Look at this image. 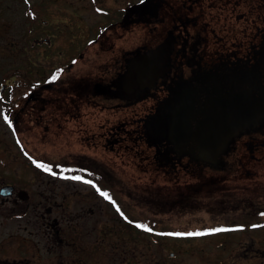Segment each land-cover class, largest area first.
Here are the masks:
<instances>
[{"label":"flooded vegetation","instance_id":"1","mask_svg":"<svg viewBox=\"0 0 264 264\" xmlns=\"http://www.w3.org/2000/svg\"><path fill=\"white\" fill-rule=\"evenodd\" d=\"M89 2L91 21L39 19L40 9L34 19L25 14L20 83L5 78L0 86L3 119L38 129L21 150L47 177L30 186L0 184L11 186L0 203L21 205L15 218L25 222L22 243L0 238V264H59L58 245L78 247L79 220L103 207L112 227L98 231L92 247L106 248L111 236L158 233L164 221L153 212L133 217L106 170L121 167L139 142L168 175L230 167L250 176L249 168L264 164V0ZM162 122L169 126L161 131ZM206 135L210 144L201 141ZM80 184L86 196L76 195ZM245 203L230 219L249 221L231 231L264 227V196ZM7 212L0 216L12 218ZM42 234L51 243L37 240Z\"/></svg>","mask_w":264,"mask_h":264},{"label":"rangeland","instance_id":"2","mask_svg":"<svg viewBox=\"0 0 264 264\" xmlns=\"http://www.w3.org/2000/svg\"><path fill=\"white\" fill-rule=\"evenodd\" d=\"M123 1L105 0V3L118 7ZM89 4V0H0V86L6 83L5 78L15 80L14 84L20 83L22 34L23 28L28 25L25 14H35L36 9H40L43 13L39 19L67 20L68 15L72 14L74 20H79L80 16L91 21L95 18ZM31 40L29 38L28 43ZM6 95H3L4 98ZM19 120L13 126L0 113V184L35 185L47 177L29 165L28 158L34 155L25 156L21 147L25 145L27 150L30 149L24 142L33 144L32 138L38 129L33 124H25L27 128L24 129ZM147 156L146 146L139 142L138 148L132 153L123 155L121 167L110 165L106 170L110 181L112 177L117 182L111 184L130 206L133 217L153 212L156 218L164 221L160 224L159 232L151 235L135 234L133 238L128 236L113 241L111 238L114 236H111L106 248L94 245L93 250V243L100 242L97 232L112 227V220L107 213L109 209L99 208L101 214L79 220L78 226L84 236L77 242L78 247L58 245L59 264H264V256H260L264 254V227L248 232L235 230L205 236L174 235L175 231L196 229L204 222L212 223L213 215V220L219 219L220 223H225L233 217V213L246 211L243 208L245 200L260 204L264 196V164L249 168L250 176L241 174L243 170L239 172L230 167L203 170L196 175L188 172L168 175L153 167ZM75 189L80 191L76 195L82 196H86L89 190L88 186L81 184L76 185ZM71 202L67 204L69 207ZM85 202L86 207H93L95 201L88 199ZM4 208L12 218L0 216V238H5L6 234L7 244H20L24 238L21 229L25 222L15 216L19 217L16 213L22 207L0 203V211ZM215 216H218L217 219ZM67 221L65 219L64 225ZM237 221L249 220L241 217ZM94 227L95 235L91 233ZM117 228L120 229V226L116 225ZM165 230H170L169 235L163 233ZM36 238L42 244L51 243L43 234ZM63 238L68 241L67 236ZM101 242L104 243V240Z\"/></svg>","mask_w":264,"mask_h":264},{"label":"trees","instance_id":"3","mask_svg":"<svg viewBox=\"0 0 264 264\" xmlns=\"http://www.w3.org/2000/svg\"><path fill=\"white\" fill-rule=\"evenodd\" d=\"M34 13H32V19H34ZM212 223H206L204 222L202 225L200 226H196L198 228L196 229H188V230H181L179 232L175 231V234L176 235L177 233H180V234H186V233H189V232H192V233H195V232H205V233H208V234H212V233H215L213 230L216 229V228H227V229H231V228H234L236 227L238 221L235 220V219H228L227 221H225V223H220L219 219L217 220H213V216H212V219H211ZM207 234V235H208ZM178 236H185V237H190L188 235H178Z\"/></svg>","mask_w":264,"mask_h":264},{"label":"snow or ice","instance_id":"4","mask_svg":"<svg viewBox=\"0 0 264 264\" xmlns=\"http://www.w3.org/2000/svg\"><path fill=\"white\" fill-rule=\"evenodd\" d=\"M141 3H144V0H141ZM57 77L56 76H53V80H55ZM7 119V118H6ZM37 167H40V165H37ZM45 171H49L51 172V169L49 168H46ZM73 179H77L79 180L80 177H72ZM87 182V181H86ZM101 195L106 199V200H111V197L109 196L108 193L106 192H101ZM119 210V209H118ZM137 227H142L141 225H137ZM144 227V231H150V229L146 226H143ZM232 229H227V228H216L214 229L213 231L214 232H226V231H231ZM208 233H205V232H195V233H192V232H189V233H186V234H180V233H177L176 235H188V236H201V235H207Z\"/></svg>","mask_w":264,"mask_h":264},{"label":"water","instance_id":"5","mask_svg":"<svg viewBox=\"0 0 264 264\" xmlns=\"http://www.w3.org/2000/svg\"><path fill=\"white\" fill-rule=\"evenodd\" d=\"M160 51V50H159ZM169 124H166L165 122H162L160 125H159V128L161 129V131L163 130L164 127H168ZM175 125L173 123L170 124V128H173ZM173 130H175V128H173ZM212 137L211 135H206V136H203L202 137V143H207V144H210L212 142ZM11 189V186L9 185H6V186H3L1 189H0V195L4 196V195H8L9 194V190Z\"/></svg>","mask_w":264,"mask_h":264}]
</instances>
